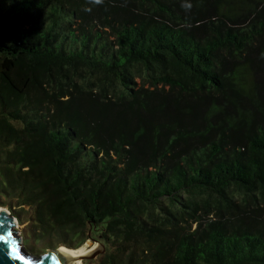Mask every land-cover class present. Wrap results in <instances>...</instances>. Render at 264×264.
<instances>
[{"label":"trees","instance_id":"16d2710c","mask_svg":"<svg viewBox=\"0 0 264 264\" xmlns=\"http://www.w3.org/2000/svg\"><path fill=\"white\" fill-rule=\"evenodd\" d=\"M0 204L85 264H264V0H0Z\"/></svg>","mask_w":264,"mask_h":264},{"label":"water","instance_id":"95a60500","mask_svg":"<svg viewBox=\"0 0 264 264\" xmlns=\"http://www.w3.org/2000/svg\"><path fill=\"white\" fill-rule=\"evenodd\" d=\"M15 219L9 211L0 209V237L6 238V241L0 240V264H70L55 252L57 247L47 249L41 255L31 254L25 250L11 230L16 223ZM9 232L12 233L11 236L8 235ZM97 242L100 246L82 255L81 259H92L105 251L104 244Z\"/></svg>","mask_w":264,"mask_h":264},{"label":"rangeland","instance_id":"374dc122","mask_svg":"<svg viewBox=\"0 0 264 264\" xmlns=\"http://www.w3.org/2000/svg\"><path fill=\"white\" fill-rule=\"evenodd\" d=\"M0 207L3 208V210L9 211L11 213L10 209L7 206H5L3 204H0ZM26 215L28 216V214H26ZM27 216H24V221L23 222L21 220H19V218H17L15 216V218H16L15 222L16 223H15V225H13L11 227V230L19 238L21 246L25 250H27L29 253L36 254V255H41L47 249L55 248L54 245H53L54 241H58V240H62V239L68 240L67 237H64L63 235H55L53 238L46 237L48 239L45 238V240H42V242H41V240L39 241L36 238L30 236L28 234V230L31 228V226H30L31 222L29 220H27L28 219ZM195 226H196V224L194 223L192 225V227L194 228ZM43 242L48 243L45 248H42V245L44 244ZM73 244H75V243H73ZM94 246L99 247L100 245H99V243L97 241H95L93 239H87L82 245L78 246V248L80 250H82V251H88L91 248H93ZM60 247H64V246H60ZM84 260L85 259L78 260V264H85Z\"/></svg>","mask_w":264,"mask_h":264},{"label":"bare ground","instance_id":"6f19581e","mask_svg":"<svg viewBox=\"0 0 264 264\" xmlns=\"http://www.w3.org/2000/svg\"><path fill=\"white\" fill-rule=\"evenodd\" d=\"M0 209L3 210V208L0 207ZM95 247L91 248L88 251H82L79 248H71V247H58L56 248L55 252L60 255L62 258H64L67 262L70 264H78V260H82L81 257L82 255L90 252L93 250Z\"/></svg>","mask_w":264,"mask_h":264},{"label":"clouds","instance_id":"9594fccd","mask_svg":"<svg viewBox=\"0 0 264 264\" xmlns=\"http://www.w3.org/2000/svg\"><path fill=\"white\" fill-rule=\"evenodd\" d=\"M94 2L96 3V4H100V3H102L103 2V0H94ZM185 8H190L191 7V5L190 4H186V5H183Z\"/></svg>","mask_w":264,"mask_h":264},{"label":"snow or ice","instance_id":"6c2138e0","mask_svg":"<svg viewBox=\"0 0 264 264\" xmlns=\"http://www.w3.org/2000/svg\"><path fill=\"white\" fill-rule=\"evenodd\" d=\"M8 235H9V236H11V235H12V233H11V232H9V233H8ZM0 240H5V241H6V238H5V237H0Z\"/></svg>","mask_w":264,"mask_h":264}]
</instances>
